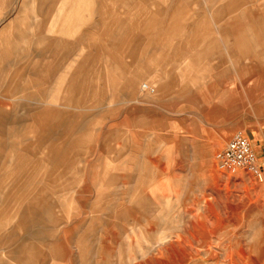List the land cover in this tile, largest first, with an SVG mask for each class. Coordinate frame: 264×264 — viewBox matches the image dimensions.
Returning a JSON list of instances; mask_svg holds the SVG:
<instances>
[{
    "label": "rangeland",
    "instance_id": "374dc122",
    "mask_svg": "<svg viewBox=\"0 0 264 264\" xmlns=\"http://www.w3.org/2000/svg\"><path fill=\"white\" fill-rule=\"evenodd\" d=\"M154 1L176 8L182 27L172 44L186 43L196 25L208 30L207 37L187 58L160 64L151 63L159 48L151 45L140 56L142 67L121 50L120 74L109 70L111 43L101 38L99 1L91 0L93 7L69 22L57 1L59 27L46 28L42 37L37 0H0V31L12 20L35 18L33 28L22 20L21 31L12 29L0 41V84H6L0 86V156L15 157L9 164L0 159V264H23L14 254L29 243L36 252L31 264H264V177L230 173L219 159L242 132L264 168V22L257 44L248 41L243 48L257 60L244 69L242 96L235 44L215 17L226 0ZM143 5L144 16L153 17L156 6ZM112 8L124 14L122 7ZM171 11L154 33L168 35ZM31 31V44L18 38L15 46L13 34ZM58 39L63 43L55 52ZM28 47L36 55L31 64L22 53ZM24 66L30 67L25 74ZM78 69L83 72L73 76ZM136 69L141 77L129 84ZM74 78L73 90H66ZM145 83L154 91L143 89ZM45 100L70 116L52 132L54 144L66 150L76 144L56 183L42 173L51 165L30 146V114L40 113ZM41 190L50 207L44 221L26 229L21 214ZM212 252L215 258H209Z\"/></svg>",
    "mask_w": 264,
    "mask_h": 264
},
{
    "label": "crops",
    "instance_id": "0c3cea01",
    "mask_svg": "<svg viewBox=\"0 0 264 264\" xmlns=\"http://www.w3.org/2000/svg\"><path fill=\"white\" fill-rule=\"evenodd\" d=\"M35 1V0H33ZM38 1V8L40 10L41 14V20H39V24L37 27L41 30L38 35L45 36L43 30H45L48 27L56 28L58 26V19H55V16L53 15L56 11L55 8L57 7V1L59 0H37ZM99 1V6H97V10H99L102 14L103 20H104V29L102 31V39L107 40L111 43V49L108 52V55L113 58V62H111L113 65L110 67V71L112 72H118L120 74L125 72V67L116 65L119 61H122L121 56V50H123L124 55L130 57L132 61L139 62L140 66H144L143 63H141V57L143 54H147L149 48L151 45L156 46L158 45V50H154V52L151 55V63L159 62L163 63L171 59H185L187 56H190V54L194 50V46L202 41L204 37H207L208 30L200 25H196V28L192 29L191 32V39L186 38L187 41L184 44H172V41L170 40L171 37L177 33L176 28H181L182 23L180 20L175 19L176 17V8L173 7L171 1H167V9H163V7H159V3L156 1H150V0H137V3L134 2V0H97ZM144 2H149L151 6H156V9L151 11L150 13L153 15V17H146L144 16L147 13V9L144 8L143 5ZM189 0H179L181 4H186ZM91 0H75L72 3V6L67 7V0H62L61 4V10L66 11L67 15H65V21L69 22L72 17L76 14L75 12L80 11L82 8H92L89 4ZM30 4V3H29ZM112 6H119L122 7L124 10V16L119 14L117 10L115 11ZM58 8V7H57ZM96 9V8H93ZM261 9H264V0H226L222 2L218 9L216 10L215 17L217 21L223 22L222 25V32L224 34V37L227 38L228 41L233 40L235 44V52L238 56V63L239 70H240V86L237 88V90L240 91L242 96L245 94L244 88V72L245 68L250 66V63L252 61L256 62V58L254 56L255 53H251L249 51H243V48H247L248 41L255 40V43L257 44L260 36V32L263 30V22L261 18H259L258 13L261 11ZM172 10V11H171ZM173 12L170 18V23L174 22L173 26L169 28L167 34H159L154 33V27L155 26H163L165 27V18L163 17L164 14H169ZM264 11V10H263ZM155 12V14H153ZM157 14H159L157 16ZM50 20H48V17H50ZM162 16V17H161ZM64 17V16H63ZM34 18V17H33ZM31 16H25L21 17L19 20H12L7 23L6 26L3 27V29L0 31V41L2 39V36L9 33L12 29H17L18 32L19 29L21 31V27L19 25L20 21L22 20H29L30 27L33 28V23ZM35 19V18H34ZM37 20V19H36ZM177 20V21H176ZM35 21V20H34ZM18 22V23H17ZM177 22V23H176ZM17 23V24H16ZM59 27V26H58ZM171 29V30H170ZM35 34L29 33V34H13L12 41L15 46L18 45V38L19 40L22 39L25 42H28L29 44L32 43L33 36ZM22 37V38H21ZM27 38V39H26ZM247 41V42H244ZM121 42V43H120ZM53 45L55 46L57 44V51L60 52V45L63 43L60 41V39L53 41ZM55 43V44H54ZM122 47V48H121ZM48 49H44L43 51L46 52ZM129 50V51H128ZM117 51L119 54L117 55ZM126 51V52H125ZM15 53L18 52L17 48L14 50ZM22 53L26 55L28 62L27 63H34L35 59V51L33 49H30V47L24 49ZM254 57V58H253ZM117 59V60H116ZM136 59V60H135ZM120 61V63H121ZM109 62V61H107ZM83 60L79 62L78 67L83 66ZM17 65V64H15ZM34 65V64H33ZM123 65V64H122ZM49 66V64H48ZM29 66H24L21 70L25 72L27 71ZM30 68V67H29ZM35 68V67H34ZM127 68V67H126ZM123 71V72H122ZM82 73V69H78V71L70 72L74 76L75 73ZM135 74L131 77H128V83L135 85L139 78L141 77L140 69H136L133 71ZM22 74V73H21ZM33 75H36V73H32ZM125 76V74H123ZM67 79H63L62 82H67ZM70 84L69 87L65 88L66 90H73V84L75 83V78L69 80ZM6 85V84H5ZM0 84V86H5ZM164 83L161 84L160 88H164ZM80 89L83 87L82 84L79 85ZM59 89H63L62 87ZM237 93V91H236ZM222 94L226 95L228 94V90L225 89ZM50 101H44L43 105H46L44 109L39 113L35 112L34 114H30L32 118V125L33 128L31 129V151L34 154V156L45 158V162L51 165L50 168H45L43 170V174H46L48 172V180H51L52 182L56 183V180H58L61 175L64 174V171L69 169L70 161L68 160L67 151L69 149L75 148V145H71L68 150H66V147L64 144H54V137L52 135V132L59 130V128H62V126L65 125V121L70 120V116L68 112L62 110L54 111L53 108L49 107ZM61 106V104H60ZM76 129L79 127H75ZM11 149H14V146L10 147ZM9 148V149H10ZM19 160L22 159V157H17ZM0 159L5 160V164H9L14 161L15 157L13 154L7 155L5 157L0 156ZM22 164V163H21ZM45 191V190H44ZM46 193V192H45ZM43 190L41 192H37V194H34L30 200H28V204L26 205V208L21 214L20 217V223L23 224V227H26L28 229L30 223L38 224L45 220L46 211L49 209V205L51 204L49 199H42L43 196ZM33 236V235H32ZM30 234L26 237V239L29 240ZM14 259L13 260H19L22 261L23 264H31V260L35 259L36 252L33 244H25L23 247H21L20 250L15 251ZM14 253V252H13ZM22 253V257L19 255ZM33 255V256H32ZM18 256V257H17ZM20 256V257H19Z\"/></svg>",
    "mask_w": 264,
    "mask_h": 264
},
{
    "label": "built area",
    "instance_id": "2783aa9c",
    "mask_svg": "<svg viewBox=\"0 0 264 264\" xmlns=\"http://www.w3.org/2000/svg\"><path fill=\"white\" fill-rule=\"evenodd\" d=\"M146 91H154L149 84L142 86ZM220 165L230 173L245 171L255 179L263 180L264 168L259 161L258 154L254 151L251 140L242 132L234 135L219 155Z\"/></svg>",
    "mask_w": 264,
    "mask_h": 264
},
{
    "label": "bare ground",
    "instance_id": "6f19581e",
    "mask_svg": "<svg viewBox=\"0 0 264 264\" xmlns=\"http://www.w3.org/2000/svg\"><path fill=\"white\" fill-rule=\"evenodd\" d=\"M240 64V63H239ZM245 83V82H243ZM244 88V87H243ZM244 90V89H243ZM262 93V92H261ZM253 96V95H252ZM257 96V95H256ZM216 253L212 252L210 255H209V258H215L216 257Z\"/></svg>",
    "mask_w": 264,
    "mask_h": 264
}]
</instances>
